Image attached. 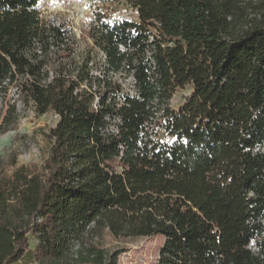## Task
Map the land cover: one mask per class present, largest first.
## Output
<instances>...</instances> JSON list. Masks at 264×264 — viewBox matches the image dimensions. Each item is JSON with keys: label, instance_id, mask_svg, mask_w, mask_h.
Instances as JSON below:
<instances>
[{"label": "trees", "instance_id": "1", "mask_svg": "<svg viewBox=\"0 0 264 264\" xmlns=\"http://www.w3.org/2000/svg\"><path fill=\"white\" fill-rule=\"evenodd\" d=\"M127 1L138 18L103 23L83 63L49 81L61 31L41 25L38 0H0V97L14 84L58 118L42 167L9 174L0 157V264L22 259L32 237L40 264H118L107 236L154 235L157 264H264V0ZM96 48L103 78L90 75ZM1 115L4 132L16 106Z\"/></svg>", "mask_w": 264, "mask_h": 264}, {"label": "rangeland", "instance_id": "2", "mask_svg": "<svg viewBox=\"0 0 264 264\" xmlns=\"http://www.w3.org/2000/svg\"><path fill=\"white\" fill-rule=\"evenodd\" d=\"M52 3L61 2L62 0H50ZM113 12H121L124 7L113 5ZM71 10L78 14L79 6L70 7ZM87 15L83 20L71 22L69 13L63 10L56 11L55 16L69 25H76L78 32L76 38L86 47L90 44L89 32L87 26H91L93 15ZM117 78H126V75H118ZM127 88L130 84L126 82ZM191 93V88L179 89L171 100V106L178 108L185 98ZM0 97L3 101L1 122L8 116L11 105L17 108L16 119L9 125L4 132H0V157L5 161L6 170L12 174L21 166L37 165L39 168L48 158L51 141L48 137L50 130L55 126L57 116L53 112L39 115L32 104L26 105L21 97L17 95L16 85H11L8 92ZM162 140H168L166 132H160ZM13 158L15 161L13 162ZM106 245L113 249L121 251L118 264H157L160 251L164 244V237L154 235L150 237H140L126 240L115 239L107 236ZM37 239L32 237L30 242V252L20 259L16 264H40L35 257V247Z\"/></svg>", "mask_w": 264, "mask_h": 264}, {"label": "built area", "instance_id": "3", "mask_svg": "<svg viewBox=\"0 0 264 264\" xmlns=\"http://www.w3.org/2000/svg\"><path fill=\"white\" fill-rule=\"evenodd\" d=\"M113 5H119L121 7L125 6V8L121 12L117 11L112 13L115 9ZM74 6H79L78 14H75V12L70 9V7ZM35 9L38 12L41 25L57 28L62 33L61 40L55 38L50 39L49 54L53 58V62L50 65H46L44 68V70L48 72L49 81L57 75L56 71L61 63L71 64V62L75 61L77 64H82L85 59L84 54L87 50V46L85 47L76 38L79 30L78 27L75 24L69 25L67 21H61L58 16H55L56 11L63 10L68 12L69 17L72 18L71 22L75 21V23H77V20L79 19L83 20L87 18L89 13H91L90 15H93L91 26L85 27L90 30L89 41L91 45L89 46L94 45L91 33L95 30L102 29L103 23L112 25L115 20H133L137 19L139 16L138 9L127 0H62L57 3H52L50 0H38ZM34 50L38 55H43L44 53L43 46L37 38L34 42ZM107 62V53L100 48H96V55L89 62V67L91 68L90 75H94L98 78H103L105 75H108L105 70ZM77 72L78 70L73 72L75 79H77ZM121 81H123V86L126 91L131 94L135 93V78L133 74L128 75L126 81L125 78L121 79ZM126 82L130 84V88H127ZM81 87L89 89L87 82H84ZM16 89L17 95L19 96L20 89L18 86H16ZM91 89L96 91L97 86L94 84ZM98 101L99 96L96 94L95 106ZM2 105L3 101L0 98V106L2 107Z\"/></svg>", "mask_w": 264, "mask_h": 264}, {"label": "snow or ice", "instance_id": "4", "mask_svg": "<svg viewBox=\"0 0 264 264\" xmlns=\"http://www.w3.org/2000/svg\"><path fill=\"white\" fill-rule=\"evenodd\" d=\"M187 141H185V143H186Z\"/></svg>", "mask_w": 264, "mask_h": 264}]
</instances>
